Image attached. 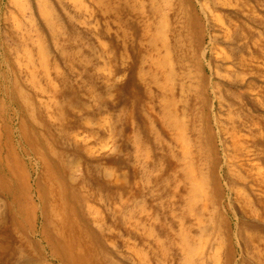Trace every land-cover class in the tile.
<instances>
[{
	"label": "bare ground",
	"instance_id": "bare-ground-1",
	"mask_svg": "<svg viewBox=\"0 0 264 264\" xmlns=\"http://www.w3.org/2000/svg\"><path fill=\"white\" fill-rule=\"evenodd\" d=\"M102 1L97 0V3ZM251 1L132 0L130 3L124 0L130 14L145 20L139 36L146 41L142 60L147 61L149 68L140 69L138 78L147 79L149 87L153 88L149 96L157 101L159 121L167 133L171 157L166 180L173 184L169 194L173 221L168 225L161 222L157 232L152 226L156 219L150 213L125 212L130 198H125L123 183L120 179L113 180V174L105 170L104 181L111 186V194H115L119 202V212H115L117 220L123 227L129 224L126 240L132 237L139 240L141 247H132L145 264H204L208 253L199 245L192 229L195 225L198 227L202 210L207 207L205 203L199 208V199L208 201L211 192L216 197L220 186L216 173L210 169L205 171L211 166L202 155L203 148L192 143L187 134H196L194 141L197 142L205 130L208 141L212 142L214 132L210 118L203 117L202 113L193 125H187L188 108L181 109L178 104L188 98L190 106L204 109L205 94L210 91L215 97L221 88L217 82L203 84L202 64L206 55L201 49L206 36L212 42L220 37L230 44L216 54L225 73L233 69L243 71L256 58L264 59V47L259 48L261 33L255 35L253 28L262 19ZM73 2L5 0L3 7L0 6V253L5 256L19 253V258L25 259L19 264H50L47 257L56 264H90L88 255L94 243L88 236V212H82L79 204L81 197L88 211V195L80 193L74 170V162L83 158L88 167V116L71 124L65 119V107L74 109L78 103L67 99L69 102L65 104V87L60 88L51 79L46 53L47 36L56 45L63 26L71 24L73 17L69 15L68 6ZM255 2L264 6V0ZM60 12L66 16L65 24ZM21 17L29 18L32 23L37 17L44 27L33 25L28 30L21 24ZM210 25H213L212 30ZM250 46L257 49L256 52L248 51ZM82 68V73L87 71ZM220 76L226 78V75ZM41 80L46 86L40 84ZM231 87L232 83H228L225 91L229 97H234ZM227 105L230 119L235 102L228 101ZM79 108L88 112L86 104ZM221 131L230 139L232 158L249 155V140L238 134L236 126L224 127ZM84 133L87 135L82 136ZM139 142L134 134L133 144L137 146ZM115 163L117 160L112 164ZM214 163L212 160L213 168ZM85 172L88 177V168ZM236 181H246V177L233 173L230 190L247 206L249 201L244 196V188ZM263 181L264 177L259 179V183ZM90 213L97 217L94 220L99 226L103 225L104 216ZM255 215L261 217L257 212ZM219 218L223 224L225 219ZM245 247L252 254L253 264H264L261 241L250 236ZM157 251L166 260L161 261ZM231 254L230 247L218 246L212 256L208 255L215 264H228ZM195 258H199L198 263ZM104 264L124 263L107 254Z\"/></svg>",
	"mask_w": 264,
	"mask_h": 264
},
{
	"label": "rangeland",
	"instance_id": "rangeland-1",
	"mask_svg": "<svg viewBox=\"0 0 264 264\" xmlns=\"http://www.w3.org/2000/svg\"><path fill=\"white\" fill-rule=\"evenodd\" d=\"M3 2L5 0L0 3L1 8ZM251 4L262 19L253 28L255 35L261 33L259 48L264 47V6L257 5L255 0ZM68 9L73 20L70 25L63 26L56 45L47 36L46 53L51 79L60 88L65 87V104L70 100L78 103L74 109L65 107V119L71 124L88 116V167L85 158L74 162L80 193L88 195V211L86 202L79 198L82 212H88V236L94 243L88 260L90 264H104L108 254L124 264H145L132 247L140 248L139 240L133 237L126 240L129 224L123 227L117 220L118 198L111 194V186L104 181L106 171L113 174V180L120 179L125 198H130L125 212L150 213L156 219L152 224L156 232L161 229V222L168 225L173 221L170 216L173 204L169 197L173 184L166 180L171 161L168 136L160 125L157 101L149 94L153 88L149 87L147 79L138 78L140 69L149 68L147 61L142 60L146 41L139 36L145 20L130 14L124 0H103L101 4L97 0H74ZM60 16L65 24L66 16L62 12ZM20 20L28 30L33 25L44 27L43 21L37 17L34 23L29 18L21 17ZM209 28L212 30L213 25ZM229 45L220 37L212 42L206 36L201 49L206 55L202 64L203 84L207 86L209 82H217L221 88L215 97L210 91L205 94L204 109L196 110L190 106L188 98L184 103L179 102L178 107L188 108L187 125H193L195 119L201 118V113L203 117L208 116L214 132L212 142L208 141L205 130L197 142L194 141L196 134H187L192 143L203 148L202 155L207 157V165L211 166L205 171H214L220 186L216 197L211 192L212 197L208 201H202V197L198 201L199 208H203L205 203L207 205L202 210L200 224L192 229L198 236L199 245L211 256L216 247L228 246L232 250L228 264H253L252 254L245 247L250 236L264 245V181L259 183V179L264 177V59L256 58L243 71L233 69L225 73L216 54ZM250 47L248 51L256 52V48ZM243 53L250 56L246 51ZM82 67L87 71L82 73ZM220 75H226V78ZM228 83H232L234 97L226 94ZM40 84L46 86L43 80ZM228 101L235 102L230 119ZM82 104L88 106V112L80 110ZM233 125L239 135L249 140L250 153L245 157L232 158L230 139L222 134V128H233ZM134 134L140 141L137 146L133 144ZM116 160L117 163L112 164ZM87 168L88 177L85 175ZM237 172L246 177V181L236 183L244 188V196L250 202L247 206L230 190L233 173ZM90 212L104 216L103 225L99 226L94 220L97 217ZM256 212L261 217L255 215ZM219 217L225 219L223 224ZM0 254V264H19L25 260L19 258V253ZM208 254H205L204 264H215ZM157 255L161 261L166 260L159 251ZM195 260L199 262V258ZM47 261L56 264L49 257Z\"/></svg>",
	"mask_w": 264,
	"mask_h": 264
}]
</instances>
